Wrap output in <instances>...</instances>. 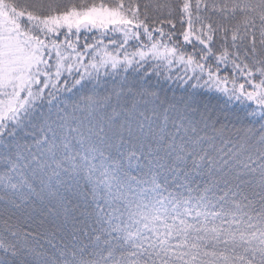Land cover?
Returning <instances> with one entry per match:
<instances>
[{
  "label": "snow or ice",
  "instance_id": "6c2138e0",
  "mask_svg": "<svg viewBox=\"0 0 264 264\" xmlns=\"http://www.w3.org/2000/svg\"><path fill=\"white\" fill-rule=\"evenodd\" d=\"M0 264H264V0H0Z\"/></svg>",
  "mask_w": 264,
  "mask_h": 264
}]
</instances>
